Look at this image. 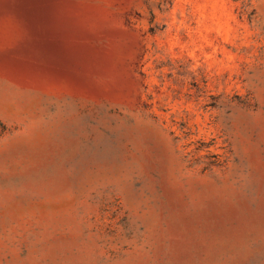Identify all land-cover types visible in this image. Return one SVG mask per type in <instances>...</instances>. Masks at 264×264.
I'll return each instance as SVG.
<instances>
[{"label":"rangeland","instance_id":"rangeland-1","mask_svg":"<svg viewBox=\"0 0 264 264\" xmlns=\"http://www.w3.org/2000/svg\"><path fill=\"white\" fill-rule=\"evenodd\" d=\"M0 264H264V0H0Z\"/></svg>","mask_w":264,"mask_h":264}]
</instances>
